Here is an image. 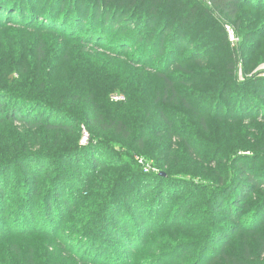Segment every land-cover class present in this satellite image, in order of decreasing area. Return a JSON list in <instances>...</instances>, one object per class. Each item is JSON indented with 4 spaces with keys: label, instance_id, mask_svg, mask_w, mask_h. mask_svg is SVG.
<instances>
[{
    "label": "trees",
    "instance_id": "16d2710c",
    "mask_svg": "<svg viewBox=\"0 0 264 264\" xmlns=\"http://www.w3.org/2000/svg\"><path fill=\"white\" fill-rule=\"evenodd\" d=\"M209 2L0 0V264H264V0Z\"/></svg>",
    "mask_w": 264,
    "mask_h": 264
},
{
    "label": "rangeland",
    "instance_id": "374dc122",
    "mask_svg": "<svg viewBox=\"0 0 264 264\" xmlns=\"http://www.w3.org/2000/svg\"><path fill=\"white\" fill-rule=\"evenodd\" d=\"M228 32H229V30H228ZM229 37H230V33H229ZM236 41H237V39L231 40V42L233 44ZM257 69H264V63L260 64ZM239 74H241V77H243V74H242L241 71L239 72ZM87 140H88V136H87V133H86L84 142H87ZM138 162H139V160H138ZM142 166H143V169L145 168L144 170H146V168L148 167L146 164H143ZM155 186L156 185H154V187ZM186 192H188V190ZM173 203H174V201L171 202L170 205H173ZM177 207H179V203L176 204L175 206H173L172 208L168 209V211H167L168 215H167V213L166 214L164 213V216L167 217V216L171 215L172 212L177 209ZM16 210L17 209H15L14 211L11 210L12 214L16 213L15 212ZM8 222H9V220H8ZM4 235H6V232H4ZM13 236L15 238V241L13 243H14V245H17V241H20V240H17V234H13ZM8 239H10V238H8ZM36 242L38 243L39 241H36ZM39 244H40V242H39ZM115 245H119L122 248V246L120 245V242L119 241L116 242L114 238L107 239L105 237H97V238H94V239L91 240L90 238L86 237V238H83V239H80V240L76 241V247L79 248V250L81 251L80 253H84L85 255H88L90 257H94V256H96V255H98L100 253H104L105 257H107V255H109L110 252H112V250H114V248H115L114 246ZM108 248H110V249H108ZM137 249L138 248H135L134 250L136 251Z\"/></svg>",
    "mask_w": 264,
    "mask_h": 264
},
{
    "label": "built area",
    "instance_id": "2783aa9c",
    "mask_svg": "<svg viewBox=\"0 0 264 264\" xmlns=\"http://www.w3.org/2000/svg\"><path fill=\"white\" fill-rule=\"evenodd\" d=\"M203 1H205L206 3H210L209 2V0H203ZM228 30H229V33H230V39L231 40H235V39H237L236 38V36H235V34H234V31H233V29H231L229 26H228ZM116 100H119L120 99V97H118V96H116V97H114ZM138 160H139V162L140 163H142V164H144V160L142 159V158H138ZM148 167L146 168V171H149V169H150V166L149 165H147Z\"/></svg>",
    "mask_w": 264,
    "mask_h": 264
},
{
    "label": "water",
    "instance_id": "95a60500",
    "mask_svg": "<svg viewBox=\"0 0 264 264\" xmlns=\"http://www.w3.org/2000/svg\"><path fill=\"white\" fill-rule=\"evenodd\" d=\"M87 136H88V134H87Z\"/></svg>",
    "mask_w": 264,
    "mask_h": 264
}]
</instances>
